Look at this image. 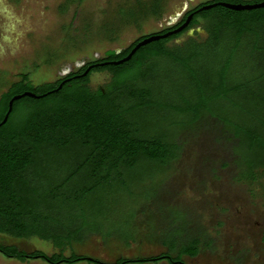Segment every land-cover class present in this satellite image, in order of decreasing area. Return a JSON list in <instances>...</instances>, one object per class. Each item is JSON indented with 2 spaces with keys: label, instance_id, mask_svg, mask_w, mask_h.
Listing matches in <instances>:
<instances>
[{
  "label": "rangeland",
  "instance_id": "obj_1",
  "mask_svg": "<svg viewBox=\"0 0 264 264\" xmlns=\"http://www.w3.org/2000/svg\"><path fill=\"white\" fill-rule=\"evenodd\" d=\"M157 1L161 10L151 14ZM208 1L212 0H0V94L25 73L34 85H40L56 81L69 69L77 70L84 61L104 57L114 61L107 51L119 53L142 37L162 34L189 10ZM140 3L148 13L141 11ZM219 15L217 11L212 20L201 19L167 43L173 49L190 40L198 42L179 48L177 54L198 52L194 65L213 78L235 44V34L226 28L216 35ZM207 28L213 32L211 39ZM254 46L260 48L253 51ZM150 66L146 84L162 102H177L178 92L188 93L179 64L158 58ZM111 80L112 74L105 70L92 73L89 84L99 89ZM228 80L240 86L237 95L242 106L238 111L224 104L223 113L243 120L247 112L264 115V27L259 37H245L232 58ZM147 113L138 123L148 134L167 130L178 144L179 157L166 165L140 162L134 170L124 171L126 184L114 178L111 185L85 198L86 217L99 231L89 232L73 245L74 251L110 263L122 257L176 256L179 245L198 240L199 256H185L186 264H264V178L253 183L242 179L247 157L227 122L214 112L202 115L192 126L172 129L169 124L176 114L150 109ZM67 160L56 155L42 160L36 188L51 187L48 181L58 176ZM63 172L60 176H65ZM48 204V208L56 206L51 200ZM173 238L176 250L169 248ZM0 241L29 252H60L36 237L0 235ZM71 252V247L64 250L66 256ZM0 264L49 263L41 258L19 262L0 253Z\"/></svg>",
  "mask_w": 264,
  "mask_h": 264
},
{
  "label": "trees",
  "instance_id": "obj_2",
  "mask_svg": "<svg viewBox=\"0 0 264 264\" xmlns=\"http://www.w3.org/2000/svg\"><path fill=\"white\" fill-rule=\"evenodd\" d=\"M220 1L246 4L264 0H212L201 3L189 10L177 24L161 33L179 27L194 12L193 19L185 30L142 46L123 64L97 66L83 75L89 67L86 65L77 71L76 74L80 77L73 75L57 92L54 90L64 80L34 85L29 74L25 73L0 94V123L9 110V102L13 96L26 91L43 95L41 98L24 97L16 100L7 122L0 126V235L16 239L36 237L50 242L60 251L47 255L40 250L29 252L0 241L2 255L19 262L41 258L49 264H149L164 260H168V264H174L175 261L182 260L183 256L199 254L198 240L180 243L182 245L178 247L173 238L169 248L176 250L178 247L176 256L168 253L167 257L163 253L134 259L122 257L115 262L105 263L78 254L73 245L80 244L89 232L99 231L91 226V220L86 217L85 198H90L102 187L111 185L114 178L119 177L122 184H126L124 171L134 170L140 162L166 165L179 157L178 144L167 134V130L148 134L145 126L138 123V118L141 120L148 116V109L156 113L166 111L169 112L168 115L176 114L177 119L169 124L172 129H184L194 125L204 114L212 116L218 113L230 127L232 137L239 141V147H244L247 159L245 157L246 160H243L242 179L253 183L264 178V115L250 112L244 114L240 111L244 114L243 120L223 113L224 104L231 105L235 110L242 106L237 95L241 90L240 86L230 84L228 75L232 58L245 37H259V31L264 27V8L236 11L217 6L199 11L205 4ZM160 4V1L153 3L151 14L160 12ZM140 9L148 13L142 3ZM217 11L221 13V20L216 35L221 32L220 29L226 28L235 34V44L229 59L216 70L213 78L200 72L194 65L199 57L198 52L193 50L185 56L177 54L181 48L198 42L190 40L173 49L167 43L197 26L201 19L206 22L212 20ZM207 30L209 39L213 38L212 30ZM147 36L138 39L120 53L116 50L106 53L114 61L120 60ZM258 48L260 46H254L253 51ZM158 58L171 60L184 70L188 93L178 92L177 102H162L146 84L148 67L151 68V62ZM109 60L110 57H104L96 62ZM105 70L112 74L111 82L104 88L92 89L89 84L91 74ZM214 103H218L220 109H214ZM18 116L20 118L17 122L15 118ZM72 154L73 160L70 159ZM51 155L63 156L69 160L62 164L55 179L50 178L48 183H53L51 187L38 189L36 184L40 178L38 173L42 160ZM62 171L65 176H60ZM47 199L56 203L54 209L48 208ZM37 201H41L40 204ZM172 236L175 237L174 234ZM67 247L72 249L69 256L64 254Z\"/></svg>",
  "mask_w": 264,
  "mask_h": 264
},
{
  "label": "water",
  "instance_id": "obj_3",
  "mask_svg": "<svg viewBox=\"0 0 264 264\" xmlns=\"http://www.w3.org/2000/svg\"><path fill=\"white\" fill-rule=\"evenodd\" d=\"M217 6H223V7H226V8H229V9H232V10H236V11H244V10H254V9H258V8H264V1L262 2H257V3H232V2H225V1H220V2H215V3H211V4H205L203 7H201L199 9V11H203V10H210L214 7H217ZM193 16H194V12L189 14L186 18V20L177 28L173 29V30H170L168 32H165V33H162V34H153V35H150V36H147L146 38L142 39L141 41H139L133 48L132 50L129 52V54L127 56H125L124 58L120 59V60H115V61H107V62H102V63H99V64H96L94 66H105V65H119V64H123L127 61H129L133 55L142 47V46H145L149 43H152L154 41H158L160 39H165V38H168L172 35H175V34H178L180 32H182L183 30H185L189 24L191 23L192 19H193ZM119 53L121 51H118ZM93 65L92 66H89L88 69L86 70V72L83 74V75H87V73L91 70L92 67H94ZM71 69H69V71H67L66 73H69ZM75 77H80L79 75L75 76ZM71 78L69 79H66L64 80L60 86L55 89L54 91L57 92L59 91L63 85L67 82V81H70ZM24 97H32V98H41L43 97V95L41 96H38L36 95L35 93L33 92H30V91H26L22 94H18V95H15L12 97V99L10 100L9 102V110L7 112V114L5 115L3 121L0 123V126L5 124L9 118V115L13 109V104L16 100H19L21 98H24ZM92 259V258H90ZM178 264H182L181 262H179Z\"/></svg>",
  "mask_w": 264,
  "mask_h": 264
},
{
  "label": "flooded vegetation",
  "instance_id": "obj_4",
  "mask_svg": "<svg viewBox=\"0 0 264 264\" xmlns=\"http://www.w3.org/2000/svg\"><path fill=\"white\" fill-rule=\"evenodd\" d=\"M183 18V17H182ZM178 23V22H177ZM176 23V24H177ZM122 51V50H121ZM102 58H96V59H94V60H91V61H84L82 64H81V66L77 69V70H70V72L69 73H63V74H61L60 75V77L57 79V80H59V79H61L62 81L63 80H65V79H68V78H71L73 75H78V74H76L77 73V71L80 69V68H83L84 66H86V65H89V66H94V65H96V64H99L100 62H96L97 60H101ZM97 66H94V67H92L91 69H93V68H96ZM165 254V253H164ZM166 256L167 257H169V255H167L166 254ZM187 257H189V258H192V259H194V258H196V257H198L199 256V254L197 255V256H189V255H186ZM184 257L185 256H183L182 257V260H178V261H175L174 262V264L176 263V264H178L179 262H181L182 264H186V262H185V259H184ZM165 261V260H164ZM168 261V260H167ZM166 261V262H167ZM167 264H168V262H167Z\"/></svg>",
  "mask_w": 264,
  "mask_h": 264
}]
</instances>
